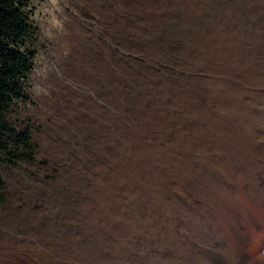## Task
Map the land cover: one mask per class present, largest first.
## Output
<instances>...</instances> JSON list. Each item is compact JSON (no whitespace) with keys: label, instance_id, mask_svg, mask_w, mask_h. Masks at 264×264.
Segmentation results:
<instances>
[{"label":"rangeland","instance_id":"1","mask_svg":"<svg viewBox=\"0 0 264 264\" xmlns=\"http://www.w3.org/2000/svg\"><path fill=\"white\" fill-rule=\"evenodd\" d=\"M225 4L249 9L250 26L229 29ZM30 9L28 100L7 122L28 134L33 161L0 154V264H264V164L257 179L241 161H264V0ZM179 38L197 42L202 68L186 89L168 83L178 67L152 71ZM228 100L243 135L230 147Z\"/></svg>","mask_w":264,"mask_h":264},{"label":"trees","instance_id":"2","mask_svg":"<svg viewBox=\"0 0 264 264\" xmlns=\"http://www.w3.org/2000/svg\"><path fill=\"white\" fill-rule=\"evenodd\" d=\"M31 1L0 0V154L6 157L7 163L10 165H15L18 160L22 159L28 163L33 161L31 157H26L27 153H31L28 134L26 132L15 131L7 122L11 107L28 100L24 87L28 76L32 72V62L34 59V53L26 49L27 41L33 29L30 19L32 13L30 9ZM225 5L222 7L224 15L220 16H222L221 18L230 16L227 22L229 23V29H233L235 26L242 28H248L250 26L248 18L249 9L247 11L240 7L236 8V5ZM220 16L218 17L220 18ZM203 30H209V27H205ZM184 34L197 36L198 31L195 30L192 32L186 29L179 36H185ZM167 41L162 43L160 47L159 55L161 59L155 61L156 63L159 61L163 62L161 66L164 69L159 70L153 68L152 71L153 73H163L164 70L169 68L168 64L178 67L174 69L175 74H177V79L170 80L168 83L171 85L178 84L186 89L188 88L187 82L198 77L202 70L194 60V56L199 53V50H197V42L194 43L187 38H179L176 41L170 39ZM181 77H184L185 81H182L180 79ZM165 80L162 82H165ZM189 93L194 94L199 99V103L196 106L202 108L207 105V97H203V94L199 95L195 91H190ZM137 96L144 95L140 91L137 93ZM229 106L228 100L227 106L223 107L220 112V117L222 119L226 118L228 121L227 126H229V129L227 128V135H224L226 138L224 142L228 147H230L229 143L231 141L243 136L235 132L236 125L233 121H230L231 118L236 117H232L226 113ZM11 149L13 150L11 151ZM2 187L3 182L0 180V189Z\"/></svg>","mask_w":264,"mask_h":264},{"label":"crops","instance_id":"3","mask_svg":"<svg viewBox=\"0 0 264 264\" xmlns=\"http://www.w3.org/2000/svg\"><path fill=\"white\" fill-rule=\"evenodd\" d=\"M245 160H247L249 162L248 166L254 170V174L256 175L257 179H261V177H260L261 175H260L258 169L260 167H262V163L264 164V161H261V159H259V158H257V159L247 158L246 159L245 157H241L242 162H244ZM262 213H263L262 215H258V217H257V228L258 229L262 228V230H264V209H263ZM244 241H245L244 236H241V242L244 243ZM236 257H238V256H236ZM238 260H240L241 262L243 261L242 258H238Z\"/></svg>","mask_w":264,"mask_h":264},{"label":"bare ground","instance_id":"4","mask_svg":"<svg viewBox=\"0 0 264 264\" xmlns=\"http://www.w3.org/2000/svg\"><path fill=\"white\" fill-rule=\"evenodd\" d=\"M231 99V98H230ZM242 111L243 110V105H242V103L238 100V99H232L231 100V108H230V114H232V116H234V115H237L238 114V112L239 111ZM227 111V112H228ZM242 113V112H241ZM246 123V122H245ZM235 141V140H234ZM241 141V140H240ZM238 141H236V143H237ZM236 143H235V145H236ZM231 144V143H230ZM246 144V143H245ZM248 144V143H247ZM243 148H245V146L243 147L242 145H241V149H243ZM171 149V148H170ZM244 150V149H243ZM159 151V150H158ZM163 151H183L182 149H179V148H172L171 150H163ZM242 151V150H241ZM167 154H169V153H167ZM153 155V154H152ZM154 156V155H153ZM162 156H163V154H162ZM169 156V155H168ZM164 157V156H163ZM166 157V156H165ZM159 158V157H158ZM159 160V159H158ZM158 160H156V161H158ZM162 160H164V159H162ZM161 160V161H162ZM164 161H162V163H163ZM160 164V163H159ZM157 165V164H156ZM161 166V165H160ZM239 257V256H238Z\"/></svg>","mask_w":264,"mask_h":264}]
</instances>
